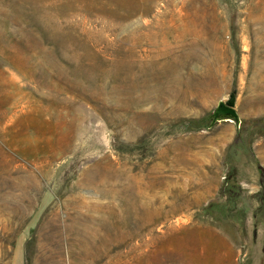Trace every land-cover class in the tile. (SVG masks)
Returning a JSON list of instances; mask_svg holds the SVG:
<instances>
[{
	"label": "rangeland",
	"instance_id": "rangeland-1",
	"mask_svg": "<svg viewBox=\"0 0 264 264\" xmlns=\"http://www.w3.org/2000/svg\"><path fill=\"white\" fill-rule=\"evenodd\" d=\"M263 74L264 0H0V264H264Z\"/></svg>",
	"mask_w": 264,
	"mask_h": 264
},
{
	"label": "crops",
	"instance_id": "crops-1",
	"mask_svg": "<svg viewBox=\"0 0 264 264\" xmlns=\"http://www.w3.org/2000/svg\"><path fill=\"white\" fill-rule=\"evenodd\" d=\"M264 75V74H263ZM259 96H262L264 98V82H263V86L260 88V91L258 93H256ZM224 100V99H223ZM225 101V100H224ZM236 111L238 112L240 118H241V125H240V129L238 130L235 123L229 120H224V121H229L231 123L234 124V127L236 129V132H240L241 127H242V122H243V118L245 115L248 116H263L264 115V99L263 101H257V103H254L253 107L246 113H243V111H241L237 106H235ZM251 160H249V166L253 167V165L256 164L258 165H262L264 167V132L263 133H258L256 135V137L253 139L252 141V154H251ZM245 170H249L250 173L249 175L252 176V178L250 180H247L246 178H243V182L244 184H246L248 187L250 186V190H252V192H256L259 189V183L261 180V176L259 177V173L257 171L256 168L250 170L249 168H246V166H244ZM259 181V183H258Z\"/></svg>",
	"mask_w": 264,
	"mask_h": 264
},
{
	"label": "water",
	"instance_id": "water-1",
	"mask_svg": "<svg viewBox=\"0 0 264 264\" xmlns=\"http://www.w3.org/2000/svg\"><path fill=\"white\" fill-rule=\"evenodd\" d=\"M212 122L210 126L216 121L229 120L235 123L237 129H240L241 118L236 111L234 105L228 104L226 101L221 99L218 105L213 108L212 113Z\"/></svg>",
	"mask_w": 264,
	"mask_h": 264
},
{
	"label": "trees",
	"instance_id": "trees-1",
	"mask_svg": "<svg viewBox=\"0 0 264 264\" xmlns=\"http://www.w3.org/2000/svg\"><path fill=\"white\" fill-rule=\"evenodd\" d=\"M228 104L233 105V101H226Z\"/></svg>",
	"mask_w": 264,
	"mask_h": 264
}]
</instances>
